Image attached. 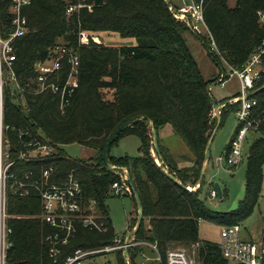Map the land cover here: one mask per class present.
<instances>
[{"label": "trees", "instance_id": "1", "mask_svg": "<svg viewBox=\"0 0 264 264\" xmlns=\"http://www.w3.org/2000/svg\"><path fill=\"white\" fill-rule=\"evenodd\" d=\"M195 1L203 4L209 33L194 32L187 21L175 16L168 0H32L23 8L28 31L13 43L16 59L12 69L17 82L12 80L13 84L4 85L0 97L3 143L8 145L11 159H16L32 138L52 144L56 150L42 159L17 160L9 173L17 179H24L27 174L31 179H39L44 170L53 167L50 182L64 184L73 172L82 186L84 206L95 201L94 208L104 218L108 230L99 232L79 225L69 244L60 246L61 253L55 262L50 256L48 239L53 228L40 216V193L34 189L28 196L14 194L12 179L7 191V225L12 229L7 264H63L78 248L97 249L113 243L116 230L112 228L107 201L114 196L112 185L120 176L104 167L103 152L115 131L133 119L138 120L121 132L111 151L119 139L135 135L141 140L140 154L115 156L110 151L109 161L118 168H128L143 202L144 219L135 240L157 242L164 258L173 246L197 245L198 264H241L223 256L220 242L202 240L199 229L201 221L215 222L221 227L241 225L259 203L264 180V70L250 90V98L257 101L250 132L257 137L247 154L246 193L239 207L228 212L208 208L201 195L206 176L201 182L200 172L206 145L222 124L226 107L231 105L236 113L241 108L240 101L228 102L221 109L220 118L214 116V101L220 103L225 99L217 101L209 87L218 83L228 65L243 69L261 46L264 0H237L235 6H230L229 0ZM71 6L75 9L68 14ZM12 7L13 0H0V33L4 38L14 29ZM82 31L91 36L117 33L136 39L137 44L114 47L92 37L88 44H81ZM189 34L197 38L219 67L214 78L203 75L188 43ZM212 41L218 51L212 49ZM58 45L77 51L81 63L79 88L64 107L60 94L51 90L37 92L34 71L35 63L47 61ZM5 70L10 72L7 66ZM66 73H61V82ZM166 125L173 128L175 136L192 153L191 166L180 168L160 137V130ZM153 127L158 133L163 160L153 144ZM72 143L95 154L73 158L63 149ZM157 159L183 185L194 188L201 183L200 188L189 190L173 181L159 167ZM213 186L210 183V188ZM124 196L133 199L137 215L129 224L130 232L138 221V205L133 192ZM142 249H129L130 264H139ZM117 255L118 264H127L123 251Z\"/></svg>", "mask_w": 264, "mask_h": 264}, {"label": "built area", "instance_id": "2", "mask_svg": "<svg viewBox=\"0 0 264 264\" xmlns=\"http://www.w3.org/2000/svg\"><path fill=\"white\" fill-rule=\"evenodd\" d=\"M32 0H13L12 12L13 31L7 38L0 33V69L4 59L5 64L10 69L11 78L17 82L12 69V64L16 59L13 43L16 38L21 37L28 31L27 19L23 14V8L30 4ZM75 9L71 6L67 13L70 14ZM177 18L185 20L192 27L194 32L203 34L209 33L205 23L202 2H184L178 9H174ZM264 20V14H261ZM99 41L95 36H91L87 31L80 32V43L88 44L90 38ZM99 43V42H98ZM212 49L218 51L214 41ZM219 53V52H218ZM264 58V40L258 50L248 59L243 69H237L228 65V70L223 72L218 79V83L224 87L227 82L237 76L240 81L241 94L232 98L229 102L240 101L241 108L237 112L238 125L236 131L229 142V147L216 159V164L227 170L236 168L243 159V146L250 130L254 127L251 120L253 109L257 101L248 97L255 82L261 78L262 63ZM80 56L77 51L68 48L66 45H58L51 52L47 61H38L34 65L37 80V92L51 90L60 94L61 106L64 107L71 102V97L80 85ZM66 70V77L61 82V73ZM26 135L29 132H25ZM32 135L30 134V137ZM3 145L6 151H3ZM26 149L22 150L16 159H11L8 145L3 143V116H0V264L8 263V251L12 246L9 235L12 229L7 225V191L10 180L15 179L14 194L20 196L30 195L32 190H37L42 198L43 211L41 218L53 228V234L48 239L50 241V256L55 262L61 253L62 245H68L71 238L77 233L79 225L90 230L106 232L108 230L104 218L95 210V201L89 207L83 204L82 186L80 181L72 172L68 175L64 184L50 182L54 168L50 167L42 172L41 178L31 179L27 174L24 179H17L14 174L9 173L10 167L17 160L32 161L42 159L55 152L56 148L49 143H43L39 139L32 138L25 144ZM120 179L112 185V194L124 196L132 193L127 180L125 169L116 168ZM212 200L218 199V192L213 186L209 190ZM112 228L115 229L114 224ZM116 230V229H115ZM126 236V235H125ZM125 236L119 237L117 234L112 244L101 248L82 249L78 248L69 254L63 264H85V261L101 254L116 253L123 251L125 257ZM135 246H142L139 264H197L194 256L183 248H171L164 258L157 242L147 240L136 241L135 235L130 236L129 249ZM144 247L150 248L151 253L146 252ZM220 247L225 258L241 264H263L264 260V240H245L241 237V225L222 226ZM127 264H130L129 253L126 256Z\"/></svg>", "mask_w": 264, "mask_h": 264}, {"label": "rangeland", "instance_id": "3", "mask_svg": "<svg viewBox=\"0 0 264 264\" xmlns=\"http://www.w3.org/2000/svg\"><path fill=\"white\" fill-rule=\"evenodd\" d=\"M174 4H181L182 2H191V0H168ZM237 0H229L230 6H235ZM99 43H104L109 46L122 47L136 45L137 41L134 38H125L117 33L112 34H101V36H95ZM188 43L192 52L195 54L203 75L207 79H212L217 76L220 71L219 67L214 61L207 55L205 49L201 43L193 34L187 36ZM97 42V41H96ZM4 59L1 62L0 69V97L3 93V86L7 84H13L11 78V72L5 70ZM8 67V66H7ZM212 93L217 101L231 100L234 95L241 93L240 81L237 76H233L226 84L222 87L219 83L212 85ZM232 104V102H230ZM226 105V104H225ZM224 107H220L221 109ZM214 116L217 114L213 112ZM222 124L219 128L214 131V137L211 145V158L206 173V183L202 189L201 195L205 200V204L208 208L220 211L228 212L239 207L240 201L245 197L246 193V161L247 154L250 146L256 139L257 134L255 132H249L246 139L244 140L243 146V159L240 165L233 170H227L217 166L216 159L220 157L226 150L230 140L232 139L237 125V113L235 109L230 105L226 107L224 114L221 117ZM174 141L177 145L178 142ZM141 140L138 136L130 135L119 139L116 144L112 147V154L114 155H125L138 156L140 154ZM179 148V147H178ZM63 149L73 158H89L93 156L94 151L78 144L72 143L63 146ZM181 150L183 147L180 146ZM3 151H6V146L3 145ZM180 151V150H179ZM156 157L154 149L152 150ZM183 152V151H181ZM193 158L191 153L190 155ZM158 160V159H157ZM211 178V180H210ZM218 182L221 185L226 195L220 199L212 200L209 195L210 183ZM107 204L112 219V223L115 226L116 234L119 237H124L128 233L129 224H132V219L136 217V211L134 209V201L129 196H111ZM133 210V211H132ZM132 211V212H131ZM131 213V219L129 217ZM129 226V227H128ZM264 233V180L262 186V194L258 205L255 207L253 214L241 224V237L245 240L258 241L263 238ZM199 235L202 240L221 241V225L211 222L202 221L200 223ZM172 248H183L189 254L195 257L198 264L197 256V245H176ZM146 252L151 253L150 248L144 247ZM118 255L116 253L101 254L85 261V264H118Z\"/></svg>", "mask_w": 264, "mask_h": 264}, {"label": "water", "instance_id": "4", "mask_svg": "<svg viewBox=\"0 0 264 264\" xmlns=\"http://www.w3.org/2000/svg\"><path fill=\"white\" fill-rule=\"evenodd\" d=\"M209 89H211V86L209 87ZM253 94H249L248 97H252ZM229 102V100H225L223 102H220V103H216L214 101V111L215 113L217 114V116L220 118V107L227 104ZM1 115H2V112H1ZM138 119H133V120H129L127 122H125L122 126H120L116 131L115 133L112 135V137L109 139V141L107 142L106 146H105V149H104V152H103V159H104V167L107 168L108 170H110L111 172L113 173H117V170L115 165L111 164L110 161H109V154H110V151H111V146L112 144L115 142V140L118 138V136L121 134V132L123 130H125L126 128H128L129 126H131L134 122H136ZM215 131V130H214ZM214 131H213V134L211 135L207 145H206V150H205V154H204V159H203V162H202V167H201V172H200V181L202 182L206 176V172H207V168L209 166V163H210V158H211V145H212V141H213V137H214ZM153 144H154V147H155V150L157 152V154L159 155L160 159H162L161 157V154H160V149H159V141H158V133H157V130L155 127H153ZM163 162V161H162ZM162 162H160V160L157 161L159 167L162 169V171L169 177L171 178L173 181H175L176 183L180 184L181 186L189 189V190H197L200 188L201 186V183H199L196 187L194 188H191V187H187L185 185L182 184L181 181H179L173 174H171L169 172V168L168 167H165L163 168L162 167ZM120 169H125V172H126V176H127V180L129 182V185L131 187V190L134 194V197L136 199V202H137V205H138V221H137V224L135 226V228L128 232L125 236V248H124V252H125V259H126V256L127 254L129 253V244H130V236H133V235H136L140 228H141V225H142V222H143V219H144V207H143V202L141 200V196L133 182V179H132V176H131V173L130 171L128 170V168L126 167H122ZM214 187L216 188L217 192H218V196L220 199L223 198V190L221 188V185L216 182L214 183Z\"/></svg>", "mask_w": 264, "mask_h": 264}, {"label": "crops", "instance_id": "5", "mask_svg": "<svg viewBox=\"0 0 264 264\" xmlns=\"http://www.w3.org/2000/svg\"><path fill=\"white\" fill-rule=\"evenodd\" d=\"M182 4H183V2L181 4L172 3L171 8L174 10L175 6H182ZM211 90H212V86H211ZM160 137L165 140L166 144L168 145V147L172 153L173 158L177 161L178 166L180 168L189 167L192 165L193 162H192V157L190 156L191 153H190L189 149L182 142V140L180 138L178 139L177 136H175V132L170 125H166L164 128H162L160 130ZM174 138L178 139V140H176V142H178L177 145H175L176 143L173 142ZM180 146L183 147V150L179 149ZM181 151H183V152H181ZM115 156H118V155H115ZM119 156H121V155H119ZM207 170H208V168H207ZM210 180H211V178H210ZM130 219H131V213H130V217H129V222H130ZM252 241H254V240H252ZM216 242H220V241H216Z\"/></svg>", "mask_w": 264, "mask_h": 264}]
</instances>
